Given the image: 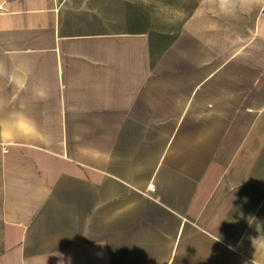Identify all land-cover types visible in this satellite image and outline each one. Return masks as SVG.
Instances as JSON below:
<instances>
[{
	"label": "crops",
	"instance_id": "obj_1",
	"mask_svg": "<svg viewBox=\"0 0 264 264\" xmlns=\"http://www.w3.org/2000/svg\"><path fill=\"white\" fill-rule=\"evenodd\" d=\"M148 16L0 0V264H264V0Z\"/></svg>",
	"mask_w": 264,
	"mask_h": 264
},
{
	"label": "rangeland",
	"instance_id": "obj_2",
	"mask_svg": "<svg viewBox=\"0 0 264 264\" xmlns=\"http://www.w3.org/2000/svg\"><path fill=\"white\" fill-rule=\"evenodd\" d=\"M134 6H139V10L151 16V23L154 26L163 27L165 24L170 25L179 23L181 16L187 15L191 10L197 7H205L208 10L216 12L220 9L217 0H129ZM259 0H235L227 8L244 9L248 6L255 7Z\"/></svg>",
	"mask_w": 264,
	"mask_h": 264
},
{
	"label": "clouds",
	"instance_id": "obj_3",
	"mask_svg": "<svg viewBox=\"0 0 264 264\" xmlns=\"http://www.w3.org/2000/svg\"><path fill=\"white\" fill-rule=\"evenodd\" d=\"M217 2L219 4L221 11H226V6L229 4H233L235 0H217ZM241 2L243 3L244 0H241ZM14 124L17 129L25 132L32 127L31 122L26 117L18 118L14 122ZM0 127H6V126H0Z\"/></svg>",
	"mask_w": 264,
	"mask_h": 264
},
{
	"label": "trees",
	"instance_id": "obj_4",
	"mask_svg": "<svg viewBox=\"0 0 264 264\" xmlns=\"http://www.w3.org/2000/svg\"><path fill=\"white\" fill-rule=\"evenodd\" d=\"M139 18H140V25H141V29L145 28L148 23H149V16L147 13H143L139 10ZM152 23H151V27H152Z\"/></svg>",
	"mask_w": 264,
	"mask_h": 264
}]
</instances>
